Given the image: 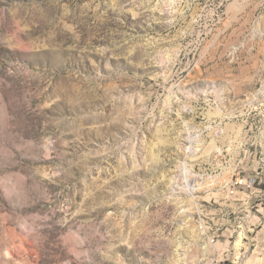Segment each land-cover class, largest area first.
Returning a JSON list of instances; mask_svg holds the SVG:
<instances>
[{
	"label": "rangeland",
	"instance_id": "1",
	"mask_svg": "<svg viewBox=\"0 0 264 264\" xmlns=\"http://www.w3.org/2000/svg\"><path fill=\"white\" fill-rule=\"evenodd\" d=\"M263 88L264 0H0V264H264Z\"/></svg>",
	"mask_w": 264,
	"mask_h": 264
},
{
	"label": "built area",
	"instance_id": "2",
	"mask_svg": "<svg viewBox=\"0 0 264 264\" xmlns=\"http://www.w3.org/2000/svg\"><path fill=\"white\" fill-rule=\"evenodd\" d=\"M235 183H236V185H238V181H237V180L235 181ZM240 183H241V182H240ZM247 185L250 186V184H247Z\"/></svg>",
	"mask_w": 264,
	"mask_h": 264
},
{
	"label": "bare ground",
	"instance_id": "3",
	"mask_svg": "<svg viewBox=\"0 0 264 264\" xmlns=\"http://www.w3.org/2000/svg\"><path fill=\"white\" fill-rule=\"evenodd\" d=\"M262 90H263L262 93H263V96H264V88Z\"/></svg>",
	"mask_w": 264,
	"mask_h": 264
}]
</instances>
